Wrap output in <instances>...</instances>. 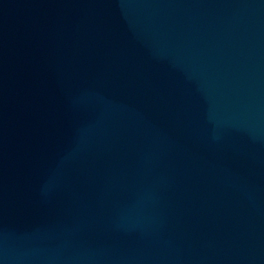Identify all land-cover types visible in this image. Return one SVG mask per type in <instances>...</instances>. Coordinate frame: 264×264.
<instances>
[{
  "label": "water",
  "instance_id": "water-1",
  "mask_svg": "<svg viewBox=\"0 0 264 264\" xmlns=\"http://www.w3.org/2000/svg\"><path fill=\"white\" fill-rule=\"evenodd\" d=\"M0 264H264V0H0Z\"/></svg>",
  "mask_w": 264,
  "mask_h": 264
}]
</instances>
